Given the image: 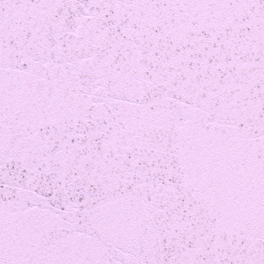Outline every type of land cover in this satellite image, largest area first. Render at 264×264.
I'll use <instances>...</instances> for the list:
<instances>
[{"label": "snow or ice", "instance_id": "6c2138e0", "mask_svg": "<svg viewBox=\"0 0 264 264\" xmlns=\"http://www.w3.org/2000/svg\"><path fill=\"white\" fill-rule=\"evenodd\" d=\"M0 264H264V0H0Z\"/></svg>", "mask_w": 264, "mask_h": 264}]
</instances>
